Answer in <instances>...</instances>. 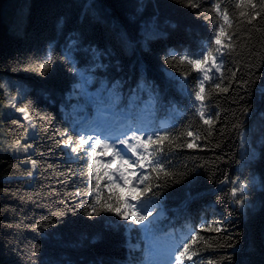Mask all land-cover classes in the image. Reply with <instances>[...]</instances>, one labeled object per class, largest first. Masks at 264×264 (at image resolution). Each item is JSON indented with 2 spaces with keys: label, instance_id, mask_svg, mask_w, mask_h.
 <instances>
[{
  "label": "trees",
  "instance_id": "1",
  "mask_svg": "<svg viewBox=\"0 0 264 264\" xmlns=\"http://www.w3.org/2000/svg\"><path fill=\"white\" fill-rule=\"evenodd\" d=\"M17 1L0 0V83L28 85L31 126L1 129L0 264H147L129 198L162 205L149 234L182 264H264V0ZM207 55L222 71L203 82ZM103 112L144 139L135 192L89 145Z\"/></svg>",
  "mask_w": 264,
  "mask_h": 264
},
{
  "label": "rangeland",
  "instance_id": "2",
  "mask_svg": "<svg viewBox=\"0 0 264 264\" xmlns=\"http://www.w3.org/2000/svg\"><path fill=\"white\" fill-rule=\"evenodd\" d=\"M15 2L18 1L13 0V3ZM9 20L10 17L8 18V21ZM9 29L14 31L17 27L10 24ZM216 56L219 57L218 54H216ZM216 56L207 55L200 57L196 63V67L201 73L203 82L212 81L215 76H220L222 71V62L219 61ZM202 86H204V84H202ZM27 88L28 85L23 80L13 77H4L0 83V92L3 93V98L0 99V134L3 127V121L12 116H18L24 119L25 122L31 126V121L28 118L25 108L20 106V102L25 97ZM198 100V106L202 107L200 110L204 109L206 111L207 107H205V104L203 103V96H199ZM103 120L104 117L99 116L97 121L94 123L95 134L92 135L95 137L89 141V145L91 148H94V150L99 151L105 149L111 152V155L106 158V161H112L113 163L110 164V167L114 171V179L127 189L134 191L135 187L139 188L140 186L139 177L143 172L142 161L144 163L148 155L143 142L144 139L142 137H138V134H134V131H132L133 128H128L127 125H125V130H113L111 129L112 125L110 126V124L107 129H103ZM120 121V126H124L122 122H127L124 117H121ZM162 123L163 126L166 125V122ZM98 139H101L104 142L101 143ZM14 147L11 152L18 149L16 144ZM70 153L73 154V148L71 146ZM137 162H140V166H135ZM117 164L120 165V169H116ZM132 195L133 197L135 196L134 193ZM134 201L135 200L132 198L127 200V205L125 206L126 217L133 219L132 216H135V218H137V220L144 225L143 230H149L150 232V224H153L157 220L165 217L162 205L154 202L152 206L153 209H151L152 207L143 209L139 207L137 208ZM131 225L132 220H130V227H132ZM149 232L146 235L147 239L145 244L148 249L147 264H182V261L177 259L178 246L175 242L167 238L160 239L158 237H152Z\"/></svg>",
  "mask_w": 264,
  "mask_h": 264
},
{
  "label": "bare ground",
  "instance_id": "3",
  "mask_svg": "<svg viewBox=\"0 0 264 264\" xmlns=\"http://www.w3.org/2000/svg\"><path fill=\"white\" fill-rule=\"evenodd\" d=\"M104 114V112L102 113V115ZM103 117H104V115H103ZM110 122V121H109ZM132 130H134V129H132Z\"/></svg>",
  "mask_w": 264,
  "mask_h": 264
}]
</instances>
